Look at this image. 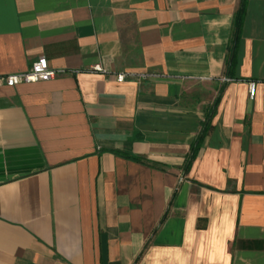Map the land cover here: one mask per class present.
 <instances>
[{
	"label": "crops",
	"instance_id": "crops-1",
	"mask_svg": "<svg viewBox=\"0 0 264 264\" xmlns=\"http://www.w3.org/2000/svg\"><path fill=\"white\" fill-rule=\"evenodd\" d=\"M239 5L0 0V77L64 73L0 87V264H264V0L228 79Z\"/></svg>",
	"mask_w": 264,
	"mask_h": 264
},
{
	"label": "trees",
	"instance_id": "trees-1",
	"mask_svg": "<svg viewBox=\"0 0 264 264\" xmlns=\"http://www.w3.org/2000/svg\"><path fill=\"white\" fill-rule=\"evenodd\" d=\"M248 1L249 0H240V5H239V11L237 12V14L234 17V22H233V32H232V42H231V46H230V56H229V60H228V64H227V68H228V79L231 78L232 73L235 70V61H236V50L237 47L239 45L240 42V38H241V34H242V30L244 27V22H245V18H246V13H247V5H248ZM217 105V103H216ZM216 105L214 106L213 109H211V112L208 114L204 124H203V130L202 133L199 135V137L197 138V141L193 144L192 146V150H191V154H190V158L188 159L185 169H187V171L190 170V166L191 164L195 161V159L198 157V153L203 145L204 139L205 137L208 135L210 129H211V121L212 118L214 117L215 114V109H216Z\"/></svg>",
	"mask_w": 264,
	"mask_h": 264
},
{
	"label": "built area",
	"instance_id": "built-area-1",
	"mask_svg": "<svg viewBox=\"0 0 264 264\" xmlns=\"http://www.w3.org/2000/svg\"><path fill=\"white\" fill-rule=\"evenodd\" d=\"M97 72H101L99 69ZM64 73L62 71H53L50 69L48 61L43 58L37 60L32 65V68L28 73L16 74V75H5L0 77V87L6 86L8 88H16L18 85L22 84H35L50 82L62 76ZM127 80L125 76H118L117 81L123 83ZM230 80L224 79V83H229ZM255 85L252 84L250 87L251 98H254Z\"/></svg>",
	"mask_w": 264,
	"mask_h": 264
}]
</instances>
